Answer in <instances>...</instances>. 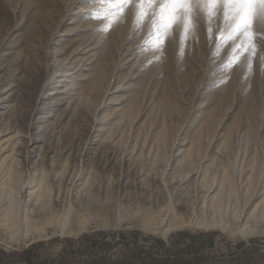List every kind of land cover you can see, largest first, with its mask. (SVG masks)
<instances>
[{
	"label": "rangeland",
	"instance_id": "374dc122",
	"mask_svg": "<svg viewBox=\"0 0 264 264\" xmlns=\"http://www.w3.org/2000/svg\"><path fill=\"white\" fill-rule=\"evenodd\" d=\"M162 2L0 0V264H264V25L251 56L222 7L164 33ZM31 184L73 232L16 229L2 204Z\"/></svg>",
	"mask_w": 264,
	"mask_h": 264
},
{
	"label": "bare ground",
	"instance_id": "6f19581e",
	"mask_svg": "<svg viewBox=\"0 0 264 264\" xmlns=\"http://www.w3.org/2000/svg\"><path fill=\"white\" fill-rule=\"evenodd\" d=\"M102 65H100L101 67ZM100 67H98V69L94 70V73H93V76H91V80L92 81H97L99 79H101V74L100 73L103 69H101L100 71ZM58 86H62L60 84H57V87ZM64 89L61 91L63 92ZM51 102L52 104L54 105H57L58 107L60 106H63L65 105V101H64V98L61 97L59 94L53 96L51 98ZM67 107H63L61 109H56L55 112H61L62 110L66 111ZM0 114H2L0 112ZM52 115H55V114H52ZM58 115V114H57ZM50 116V115H47V117ZM56 118V117H55ZM42 122V121H41ZM43 126V125H42ZM42 126H39L40 128ZM39 162V160H38ZM40 164L43 165V162L41 161ZM37 165H32V166H29L27 168H25L26 170V174H27V177L30 179L31 175H32V172H33V175L36 174V171L38 170L37 169ZM50 168H52V166H50ZM52 171V169L50 170ZM47 172V174L51 173V172ZM19 173V172H18ZM17 173V174H18ZM38 173V172H37ZM53 174V173H51ZM20 177V176H19ZM36 177V175H35ZM49 177V176H48ZM58 178V177H57ZM17 179V178H16ZM34 180V179H33ZM55 180V178H53V181ZM64 180V179H62ZM53 181H50L52 184H53ZM61 181V180H60ZM29 181H27V178L25 179H22L21 182L19 183L18 181L15 182V185L18 186V189L22 190L24 189V187L28 186L29 184ZM40 184V183H39ZM51 184V185H52ZM220 184V183H219ZM218 184V185H219ZM55 185V184H54ZM36 186V185H35ZM33 184H31L29 186V191L27 192V198L26 196L25 197H22V198H19L18 200H14V202L12 203V207L9 208L6 203H3L2 205H5V206H2V210L5 211V214H7V212L9 211L11 216L9 217V221L12 222V224L14 226H16V229L17 230H27V229H30V227H32V225H37V226H47V225H60V228H62V230H65L67 229V227L69 228V226H71L70 228V231L73 232L74 228H73V224L71 223V221L73 220L72 219V215L74 214V210L76 209L71 203H67L65 202L63 199H61L59 197L58 199V196H57V200H56V203H54L53 205H49V203H46L45 200H42V195L40 193H37L36 190L37 188L35 187ZM35 187V188H34ZM52 187V186H51ZM59 187V184L58 186ZM219 187V186H218ZM216 187V188H218ZM34 188V189H33ZM53 188V187H52ZM55 188V186H54ZM64 188V187H63ZM50 189V188H49ZM62 189V188H60ZM54 190V189H53ZM216 190V189H215ZM38 191V190H37ZM58 191V190H57ZM61 191V190H60ZM59 191V192H60ZM218 189L216 191H214L213 193V196H212V200L215 199L217 196H218V193H217ZM39 192V191H38ZM159 192V191H158ZM56 194H58V192H55ZM62 193V191H61ZM160 193H158V196H159ZM162 195V194H161ZM164 195V194H163ZM212 195V194H211ZM56 197V196H55ZM160 197V196H159ZM158 197V198H159ZM64 198V197H63ZM161 198H163V196H161ZM211 198V197H210ZM65 199V198H64ZM179 199V198H178ZM3 200V199H2ZM158 200V199H157ZM5 201V200H4ZM47 201V200H46ZM160 201V200H159ZM163 201V199H162ZM9 202V201H8ZM203 203L205 204V202L203 201ZM190 204V203H189ZM224 205V204H223ZM1 206V205H0ZM185 206V205H184ZM187 206V205H186ZM233 206V204H232ZM194 207L195 204H193V206L191 205V211L194 210ZM222 208H224L223 206H220ZM227 206H225L226 208ZM1 208V207H0ZM199 209H204V205L201 204L199 206ZM232 209V208H231ZM235 209V208H234ZM77 210H80L82 211L83 209L79 208ZM224 210V209H223ZM233 211V210H232ZM222 212V211H221ZM4 213V212H3ZM77 215L81 214V213H78L75 212ZM83 213V212H82ZM220 213V212H219ZM251 215V214H250ZM3 216V215H2ZM2 219V217H1ZM7 220V219H6ZM75 220V219H74ZM3 222V221H2ZM219 222L220 220L215 218L214 214H211L209 215L208 217H202L200 219H195V221H192V220H185V219H182V218H175L173 220V223H174V226H177V227H181V228H191V229H197V230H203V231H207L209 230L210 228H213L215 226H218L219 225ZM6 223V222H5ZM79 223V222H78ZM84 222H81L80 225H77V228L76 230H79V229H84ZM12 227V226H11ZM222 227V226H221ZM13 228V227H12ZM14 229V228H13ZM43 229V228H42ZM41 231V230H40ZM39 231V232H40ZM44 231H46L44 229ZM44 231L42 230V232H38L37 236L41 237L43 236L44 234ZM28 232V231H27ZM30 232V230H29ZM36 233V232H35ZM33 234V233H32ZM163 235V236H166L167 235V230H162L160 232V235ZM26 236V234H25ZM36 238V237H35Z\"/></svg>",
	"mask_w": 264,
	"mask_h": 264
},
{
	"label": "snow or ice",
	"instance_id": "6c2138e0",
	"mask_svg": "<svg viewBox=\"0 0 264 264\" xmlns=\"http://www.w3.org/2000/svg\"><path fill=\"white\" fill-rule=\"evenodd\" d=\"M153 3L154 0H137V7L141 9V15L146 10L145 5L153 6ZM221 7L224 10L225 18L234 24L228 39L234 38L233 33L242 35L240 46L244 47L245 51L250 50L251 56H254L256 52L254 41L257 35L255 27L257 23L264 25V0H163L156 16L164 33L175 23H183L185 29L188 30L189 22L194 18L198 9L206 10L211 16ZM159 39L158 35L157 40ZM217 39H221V37L218 36ZM245 42H247L246 46ZM250 67L251 63H249Z\"/></svg>",
	"mask_w": 264,
	"mask_h": 264
},
{
	"label": "built area",
	"instance_id": "2783aa9c",
	"mask_svg": "<svg viewBox=\"0 0 264 264\" xmlns=\"http://www.w3.org/2000/svg\"><path fill=\"white\" fill-rule=\"evenodd\" d=\"M247 245H251V246H248V247H256L260 251H264V238L259 239L256 244H249L248 243ZM214 247H215V250L218 248L223 253H226V252H230L231 253V254L223 255L221 257V259H223L224 257H226L228 255L232 256V258H235L241 253V252L238 253L237 250L233 246H231L230 249H228V247L226 245L223 246L222 244H219V242H217V241L215 242ZM219 250H218V252H219Z\"/></svg>",
	"mask_w": 264,
	"mask_h": 264
},
{
	"label": "water",
	"instance_id": "95a60500",
	"mask_svg": "<svg viewBox=\"0 0 264 264\" xmlns=\"http://www.w3.org/2000/svg\"><path fill=\"white\" fill-rule=\"evenodd\" d=\"M248 246H251V245H247L246 247H248Z\"/></svg>",
	"mask_w": 264,
	"mask_h": 264
}]
</instances>
